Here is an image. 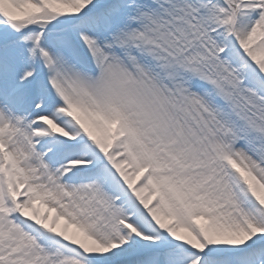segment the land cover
Instances as JSON below:
<instances>
[{"label":"snow or ice","instance_id":"snow-or-ice-1","mask_svg":"<svg viewBox=\"0 0 264 264\" xmlns=\"http://www.w3.org/2000/svg\"><path fill=\"white\" fill-rule=\"evenodd\" d=\"M0 264H264V0H0Z\"/></svg>","mask_w":264,"mask_h":264}]
</instances>
